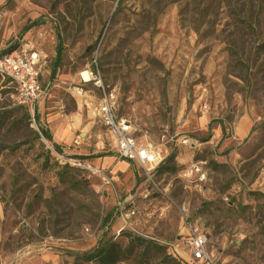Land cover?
Returning <instances> with one entry per match:
<instances>
[{
  "label": "rangeland",
  "instance_id": "obj_1",
  "mask_svg": "<svg viewBox=\"0 0 264 264\" xmlns=\"http://www.w3.org/2000/svg\"><path fill=\"white\" fill-rule=\"evenodd\" d=\"M22 48L44 98L32 127L0 76V264H188L187 221L215 264H264V0H0V55ZM103 88L160 166L117 158Z\"/></svg>",
  "mask_w": 264,
  "mask_h": 264
},
{
  "label": "built area",
  "instance_id": "obj_2",
  "mask_svg": "<svg viewBox=\"0 0 264 264\" xmlns=\"http://www.w3.org/2000/svg\"><path fill=\"white\" fill-rule=\"evenodd\" d=\"M43 67L44 58L37 51L28 48L0 55V76L12 84L15 106L27 113L30 125L35 128H37L39 104L44 98L40 83ZM83 81L91 80L87 81L83 78ZM96 116L114 144L119 160L150 169H155L164 162L165 156L156 148L141 143L136 137L132 124L118 115V100L115 92H106L103 88L96 106ZM65 163L94 176L100 177L104 174V169L94 167L83 160L75 159ZM133 215L134 213H128L123 218L128 219ZM186 229L187 232L181 240V245L188 253L185 262L215 264V256L213 251L209 250L207 237L190 221L186 222Z\"/></svg>",
  "mask_w": 264,
  "mask_h": 264
},
{
  "label": "trees",
  "instance_id": "obj_3",
  "mask_svg": "<svg viewBox=\"0 0 264 264\" xmlns=\"http://www.w3.org/2000/svg\"><path fill=\"white\" fill-rule=\"evenodd\" d=\"M13 50H10L8 51L7 53H10L12 52ZM20 108V107H19ZM22 109V108H21ZM25 116L26 118L28 119V115L27 113L25 112ZM42 135L47 139V140H51V136L48 132L46 131H43L42 132ZM174 157H171V159H173ZM58 165H61L57 162ZM62 166V165H61ZM61 169H74V170H78V168H75V167H72L70 166L69 164H66L64 165L63 167H61ZM163 170L165 171H169L170 168H168L167 166L163 167ZM133 242L137 243V244H140V245H143L144 243L147 242V240H145L144 238H141V237H137V236H133L132 238ZM152 242L149 241V244H147V248L148 247H152L154 249H157L158 251H165L164 248H162L161 246H156V245H152L151 244ZM120 257H121V254L120 253H115V250H114V246L113 244H109L107 246H105L104 248H102L99 252H96L94 254H90V255H87L85 256V259L87 260H92V259H99L102 264H115L117 263L118 261H120ZM175 261V260H174ZM178 263V262H177ZM179 264V263H178Z\"/></svg>",
  "mask_w": 264,
  "mask_h": 264
},
{
  "label": "crops",
  "instance_id": "obj_4",
  "mask_svg": "<svg viewBox=\"0 0 264 264\" xmlns=\"http://www.w3.org/2000/svg\"><path fill=\"white\" fill-rule=\"evenodd\" d=\"M254 126V121L249 117H244L236 128V133L241 137H245L250 133Z\"/></svg>",
  "mask_w": 264,
  "mask_h": 264
},
{
  "label": "bare ground",
  "instance_id": "obj_5",
  "mask_svg": "<svg viewBox=\"0 0 264 264\" xmlns=\"http://www.w3.org/2000/svg\"><path fill=\"white\" fill-rule=\"evenodd\" d=\"M83 76H84L85 80H87V81L90 80V74L89 73H84Z\"/></svg>",
  "mask_w": 264,
  "mask_h": 264
}]
</instances>
